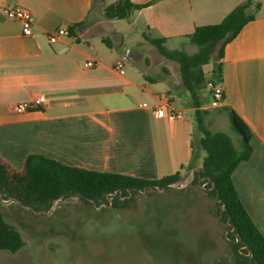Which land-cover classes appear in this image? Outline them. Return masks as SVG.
<instances>
[{
    "label": "crops",
    "instance_id": "crops-1",
    "mask_svg": "<svg viewBox=\"0 0 264 264\" xmlns=\"http://www.w3.org/2000/svg\"><path fill=\"white\" fill-rule=\"evenodd\" d=\"M131 1L149 4L133 13L131 26L142 24L144 34L165 39L169 50L192 55L198 49L188 37L195 29L222 23L247 0ZM258 1L255 20L225 47L223 101L217 106L203 101L200 109L205 116L212 108L232 109L252 130V154L233 173V183L264 236V0ZM16 5L32 14L28 36L22 22L6 13ZM114 21L104 18L99 0H0V158L14 169L21 171L30 155L145 180L190 169L195 120L186 112L195 114L196 109L181 77L151 78L130 54L136 66H125L120 75L115 66L122 58H104L96 46L106 33L126 42V32L114 27ZM62 26L75 27L77 36L51 44L48 35ZM90 61L94 66L87 65ZM159 85L165 91H158ZM205 88L210 90L211 84ZM163 94L165 101L160 100ZM42 95L47 102L40 108L15 111L17 104ZM160 106L183 111L185 117L158 118Z\"/></svg>",
    "mask_w": 264,
    "mask_h": 264
},
{
    "label": "rangeland",
    "instance_id": "rangeland-1",
    "mask_svg": "<svg viewBox=\"0 0 264 264\" xmlns=\"http://www.w3.org/2000/svg\"><path fill=\"white\" fill-rule=\"evenodd\" d=\"M116 1L99 0L103 15L105 7ZM131 19L112 24L126 32L123 44L112 33L96 42L103 57L122 58L128 69L136 66L127 57L130 54L142 63L151 78H180L179 65L161 56L151 43L152 38L143 33V25L131 26ZM205 69L210 74L213 65ZM210 79L208 75L207 80ZM158 87V91H165ZM210 90L204 88L202 98L217 106ZM186 114L194 115L189 111ZM204 124L213 132L229 135L238 147L242 144L223 109L212 108L204 116ZM194 148V167L201 169L206 155L198 134ZM182 174L184 180L177 186L181 188L167 192L151 188L146 194L122 198L118 207L108 204L111 198L96 206L80 197H70L36 211L13 199H3L0 194V208L6 220L25 241V247L16 254L0 252V264H238L231 240L224 237L228 232L218 218L214 201L203 191V185L191 184V169Z\"/></svg>",
    "mask_w": 264,
    "mask_h": 264
},
{
    "label": "trees",
    "instance_id": "trees-1",
    "mask_svg": "<svg viewBox=\"0 0 264 264\" xmlns=\"http://www.w3.org/2000/svg\"><path fill=\"white\" fill-rule=\"evenodd\" d=\"M147 5H137L131 0H117L105 7L104 16L110 20L129 19L134 12ZM261 2L247 0L235 8L222 23L197 27L188 37L198 49L195 54L172 51L165 46V39H150L161 56L179 65L181 85L188 94L191 106L195 108V137L205 152L203 167L195 172L193 186L203 185L207 196L218 209V218L225 225V239L231 240L238 264H264V236L257 229L244 208L233 183V173L240 163L248 161L252 154V130L232 109L228 115L232 127L241 136L242 147L237 149L231 137L222 132H212L204 124L205 110H201L202 90L210 85L223 84L225 47L232 42L242 29L256 18ZM70 36L76 37L75 27L70 28ZM104 42L110 45L106 39ZM212 64L211 79L207 80L205 67ZM195 156V155H194ZM194 158V157H193ZM192 161L190 169L193 170ZM184 180L182 171L159 180H145L115 173H101L63 165L40 155H30L24 168L18 171L0 158V194L24 207L36 211L50 208L53 203L80 197L100 205L101 201L118 207L129 191L138 194L148 189L175 190ZM158 191V190H157ZM122 193V194H121ZM185 195V194H183ZM125 204V203H124ZM25 241L19 230L11 225L0 208V252L12 254L20 252Z\"/></svg>",
    "mask_w": 264,
    "mask_h": 264
},
{
    "label": "built area",
    "instance_id": "built-area-1",
    "mask_svg": "<svg viewBox=\"0 0 264 264\" xmlns=\"http://www.w3.org/2000/svg\"><path fill=\"white\" fill-rule=\"evenodd\" d=\"M6 13L11 20H19L22 22L23 24L22 32L25 36H28L31 34V25L33 22V18H32L31 12L27 8L20 6V5H16L14 7L7 8ZM67 36H70V29L69 27L62 26V27H59L54 32L50 33L48 35V38L51 44H55L59 41L60 38L67 37ZM87 65L92 67L94 66V63L90 61L87 63ZM115 68L120 75H124L125 74L124 60H119L116 63ZM167 98L168 97L166 94L160 95L161 101H165L167 100ZM212 99L218 104H220L223 101L224 92H223V88L220 85L218 86L215 85V87L212 88ZM46 102H47V98L44 95H42V96L36 97L30 102H24V103L17 104L15 106V111L19 114H24L29 111L40 108ZM155 115L158 118L167 117L171 121H175L177 119H182L185 117V114L183 111H177L173 108L167 111L166 106H160L156 108Z\"/></svg>",
    "mask_w": 264,
    "mask_h": 264
},
{
    "label": "water",
    "instance_id": "water-1",
    "mask_svg": "<svg viewBox=\"0 0 264 264\" xmlns=\"http://www.w3.org/2000/svg\"><path fill=\"white\" fill-rule=\"evenodd\" d=\"M211 87L213 88V87H215V85H214V84H211ZM194 174H195V172L193 173V178H194ZM193 178H192V180H193ZM192 180H191V181H192ZM191 181H190V182H191ZM170 187H171V188H174V189H179V188H181V187H177V186H173V185L170 186ZM156 189H157L158 191H160V192H165V190H166L165 188H163V189H159V188H157V187H156ZM147 191H148V188H146L144 191H141L140 193H141V194H146ZM121 194H122V193H121ZM132 194H133V193H132L131 191H129V196H132Z\"/></svg>",
    "mask_w": 264,
    "mask_h": 264
},
{
    "label": "flooded vegetation",
    "instance_id": "flooded-vegetation-1",
    "mask_svg": "<svg viewBox=\"0 0 264 264\" xmlns=\"http://www.w3.org/2000/svg\"><path fill=\"white\" fill-rule=\"evenodd\" d=\"M126 198H128V197H126ZM112 206V205H111Z\"/></svg>",
    "mask_w": 264,
    "mask_h": 264
}]
</instances>
